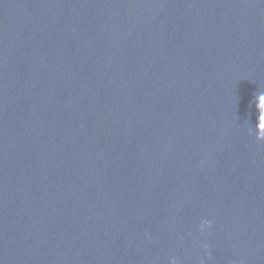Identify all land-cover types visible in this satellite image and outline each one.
Here are the masks:
<instances>
[{
    "label": "water",
    "instance_id": "1",
    "mask_svg": "<svg viewBox=\"0 0 264 264\" xmlns=\"http://www.w3.org/2000/svg\"><path fill=\"white\" fill-rule=\"evenodd\" d=\"M0 264H264V0H0Z\"/></svg>",
    "mask_w": 264,
    "mask_h": 264
}]
</instances>
